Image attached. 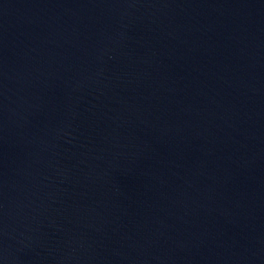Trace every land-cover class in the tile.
<instances>
[{"label": "water", "instance_id": "water-1", "mask_svg": "<svg viewBox=\"0 0 264 264\" xmlns=\"http://www.w3.org/2000/svg\"><path fill=\"white\" fill-rule=\"evenodd\" d=\"M0 264H264V0H0Z\"/></svg>", "mask_w": 264, "mask_h": 264}]
</instances>
